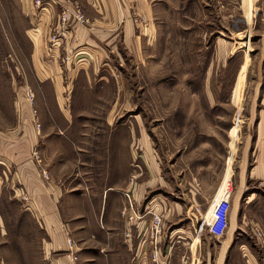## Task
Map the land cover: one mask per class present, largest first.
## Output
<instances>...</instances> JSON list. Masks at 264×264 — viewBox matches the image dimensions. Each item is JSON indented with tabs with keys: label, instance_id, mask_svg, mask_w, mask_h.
I'll use <instances>...</instances> for the list:
<instances>
[{
	"label": "rangeland",
	"instance_id": "rangeland-1",
	"mask_svg": "<svg viewBox=\"0 0 264 264\" xmlns=\"http://www.w3.org/2000/svg\"><path fill=\"white\" fill-rule=\"evenodd\" d=\"M205 1L166 0L142 60L123 53L124 62L114 61L126 101L116 102L120 88L110 85L112 113L101 102L104 113L80 114L98 133L95 141L115 145L101 150L111 155L98 165L109 168V183L123 193L121 216L128 224L129 217L147 220L145 234L153 214L159 215L160 246L178 239L192 243V252L187 245L183 253L192 256L185 264H217L230 238L225 264H245L244 253L264 252L245 231L253 221L264 224V185L248 178L264 155L256 127L264 113V0H252L250 9L246 0ZM30 10L39 16L45 9ZM28 28L19 0H0L3 127L14 124L15 113H34L36 101L43 106L28 77ZM41 116L47 120L44 109ZM98 174L97 183L104 185ZM8 217L5 264H42L39 235L29 232L27 217L15 204Z\"/></svg>",
	"mask_w": 264,
	"mask_h": 264
},
{
	"label": "crops",
	"instance_id": "crops-1",
	"mask_svg": "<svg viewBox=\"0 0 264 264\" xmlns=\"http://www.w3.org/2000/svg\"><path fill=\"white\" fill-rule=\"evenodd\" d=\"M246 1L244 5L250 9L252 0ZM19 2L29 27L23 32L28 45V77L43 106L36 101L34 113H15L12 126H0L1 261L5 264L3 248L12 229L7 215L10 205L15 204L27 217L29 232L33 231L34 237L39 235L42 264H153L155 248L163 253L165 262L172 257L168 264H174L175 258L185 264L188 258L183 253L187 245L192 252L191 242L178 239L160 246V238L146 233L143 243L141 235L147 220L136 219L130 226L122 218L125 197L109 183V168L98 165L106 159L101 157L111 155L101 150H112L115 145L95 141L98 133L93 126L83 124L86 117L80 114L104 113L101 102L107 106L105 113H112L115 105L109 106L110 85L120 88L116 102L126 101L125 87H120V77L113 72L114 61L117 57L124 62L123 53L135 62L142 60L144 46L154 39L155 23L161 20L160 7L166 0H45L47 6L39 16L31 13L33 0ZM207 4L211 5L210 0L205 1ZM72 5H79L86 23L61 26L59 12ZM54 33L61 36V48L50 52L48 37ZM74 55L78 61H65V57ZM42 109L47 120L42 119ZM257 123L258 145L263 147L264 113L257 116ZM34 151H38L41 163L34 159ZM97 172L104 185L97 183ZM251 172L248 178L254 176L264 185V155ZM257 230L264 240L262 222L253 221L245 227L264 251ZM68 240L73 243L71 251ZM230 241L223 242L217 264L227 263ZM18 244L31 246L34 242ZM243 256L245 264H264V252L259 257L251 252Z\"/></svg>",
	"mask_w": 264,
	"mask_h": 264
},
{
	"label": "built area",
	"instance_id": "built-area-1",
	"mask_svg": "<svg viewBox=\"0 0 264 264\" xmlns=\"http://www.w3.org/2000/svg\"><path fill=\"white\" fill-rule=\"evenodd\" d=\"M46 3L45 0H33V9L34 11H41V9H45ZM58 21L60 23L61 26H68V25H76V24H84L86 23V19L84 17L83 11L82 9L79 7V5H72L71 8L68 7H64L62 8V10L59 12L58 14ZM60 34H52L49 37V51L52 52L55 49H60L61 48V44H60ZM72 57H65V61L68 60H72ZM39 153H37V151H35L33 153V157L36 159V161L38 163H41V159L38 157ZM45 174V173H44ZM149 212H151L150 210H148ZM130 226L133 225V217H129L128 219ZM161 217L157 214H153V218L151 219L150 222V227L146 230L145 234L142 233L141 237L143 239V243H145V236L146 233H148L149 237H156L160 234L161 232ZM256 232V237L260 238L262 240L261 244L264 247V240L262 239V233L261 231H255ZM126 236H129V234H126ZM68 245L70 246V251L73 248V243L71 240H68ZM74 260H77L75 257L73 258ZM151 260L153 264H167V262H165L164 259L161 260L160 255L157 251V249L155 248L152 256H151ZM0 264H3V262L0 259Z\"/></svg>",
	"mask_w": 264,
	"mask_h": 264
}]
</instances>
